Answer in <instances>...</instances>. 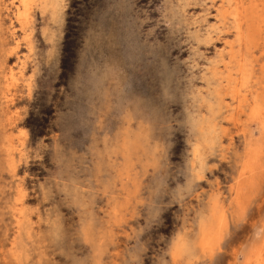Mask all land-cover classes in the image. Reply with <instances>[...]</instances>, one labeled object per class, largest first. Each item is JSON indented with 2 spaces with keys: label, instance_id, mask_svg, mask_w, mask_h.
Instances as JSON below:
<instances>
[{
  "label": "clouds",
  "instance_id": "1",
  "mask_svg": "<svg viewBox=\"0 0 264 264\" xmlns=\"http://www.w3.org/2000/svg\"><path fill=\"white\" fill-rule=\"evenodd\" d=\"M0 264H264V0H0Z\"/></svg>",
  "mask_w": 264,
  "mask_h": 264
}]
</instances>
